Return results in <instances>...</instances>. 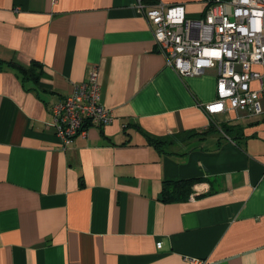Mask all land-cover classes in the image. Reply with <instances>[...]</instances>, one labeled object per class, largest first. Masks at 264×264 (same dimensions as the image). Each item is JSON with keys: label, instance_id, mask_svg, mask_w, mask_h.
<instances>
[{"label": "crops", "instance_id": "0c3cea01", "mask_svg": "<svg viewBox=\"0 0 264 264\" xmlns=\"http://www.w3.org/2000/svg\"><path fill=\"white\" fill-rule=\"evenodd\" d=\"M138 1L190 19L207 4L0 0V264H264V113L207 114L217 69L167 65ZM93 68L113 119L62 147L50 108ZM210 124L160 147L145 136ZM189 178L185 199L161 198L163 181Z\"/></svg>", "mask_w": 264, "mask_h": 264}, {"label": "built area", "instance_id": "2783aa9c", "mask_svg": "<svg viewBox=\"0 0 264 264\" xmlns=\"http://www.w3.org/2000/svg\"><path fill=\"white\" fill-rule=\"evenodd\" d=\"M137 6L149 20L157 49L177 73L198 75L217 69L216 98L203 105L207 114L264 113V0H207L199 19L186 17L181 3L138 1ZM253 80L258 81L257 88L250 86ZM99 96L98 71L93 68L86 81L51 106L48 125L62 147L85 135L89 126L112 121L111 109L100 103ZM187 261L207 264L198 257Z\"/></svg>", "mask_w": 264, "mask_h": 264}, {"label": "trees", "instance_id": "16d2710c", "mask_svg": "<svg viewBox=\"0 0 264 264\" xmlns=\"http://www.w3.org/2000/svg\"><path fill=\"white\" fill-rule=\"evenodd\" d=\"M12 67H14L24 78L25 77H35L38 78L41 74V71H36L37 68L40 67V64L38 62H33L29 66H23L17 62L9 61V63ZM214 125L210 124L209 128L206 131L198 132L195 130H187L182 131L180 133H176L171 136H165V137H158L154 135L145 134L146 140L148 143H151L152 145H155L156 147H160L162 144L166 143L167 140H187L191 138L192 136H195L197 134H205L212 131H215ZM219 130L224 132L225 134L228 131V125L227 123H221L219 125ZM199 178H189V179H181L177 181H163L162 183V190H161V198L165 201H176L185 199L189 192L191 191V185L198 180Z\"/></svg>", "mask_w": 264, "mask_h": 264}]
</instances>
